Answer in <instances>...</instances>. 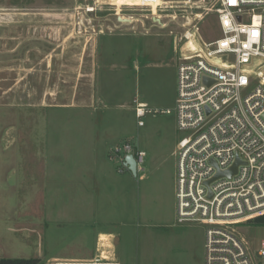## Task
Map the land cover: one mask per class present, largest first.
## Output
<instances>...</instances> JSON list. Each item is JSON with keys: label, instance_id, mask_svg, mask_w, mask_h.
Returning a JSON list of instances; mask_svg holds the SVG:
<instances>
[{"label": "rangeland", "instance_id": "obj_1", "mask_svg": "<svg viewBox=\"0 0 264 264\" xmlns=\"http://www.w3.org/2000/svg\"><path fill=\"white\" fill-rule=\"evenodd\" d=\"M121 2L0 0V259L80 258L66 222L89 220L84 239L122 223L120 264L201 262L204 226L176 222V68L186 29L219 37L216 0ZM137 152L138 175L118 173ZM245 226L256 252L264 227Z\"/></svg>", "mask_w": 264, "mask_h": 264}, {"label": "built area", "instance_id": "obj_2", "mask_svg": "<svg viewBox=\"0 0 264 264\" xmlns=\"http://www.w3.org/2000/svg\"><path fill=\"white\" fill-rule=\"evenodd\" d=\"M121 1L140 9L160 3ZM215 11L217 39L200 46L193 27L181 36L189 54L176 68L174 111L176 127L184 133L175 147L176 222L204 226L203 264H264V239L253 252L242 231L264 216V0H216ZM134 103L140 120L149 111ZM122 150L133 149L125 144ZM143 155L134 157L137 168ZM120 165L118 173L128 170L125 158ZM103 237L87 261L46 264H120L110 252L109 237Z\"/></svg>", "mask_w": 264, "mask_h": 264}, {"label": "crops", "instance_id": "obj_3", "mask_svg": "<svg viewBox=\"0 0 264 264\" xmlns=\"http://www.w3.org/2000/svg\"><path fill=\"white\" fill-rule=\"evenodd\" d=\"M3 17H5V15H3ZM144 66L145 67H149V63H147ZM134 67L138 68L136 65ZM133 101L140 102L137 99H134ZM140 103L145 104L147 109H148V106H147L146 102L142 101ZM148 111H150V110H148ZM167 113H168V110H167ZM173 140H172V144H171L172 147H173ZM175 147H176V145H175ZM145 157H146V155L144 154V157L142 158V161L139 164V167H140L141 164H144ZM147 163L149 164V161ZM155 163H156L155 160H153L152 163H151V160H150V164H155ZM138 169L139 168H137V175H138ZM143 171H144V167H142V169H141V172H143ZM143 177H144V174L142 173V175H140V178H143ZM66 223H67V228L69 227V229H70V230L67 229L66 239H69L70 236L72 235V233H74V234L76 233V237L74 238V240L73 241L70 240L66 244V246L72 248L70 250V253L72 254L73 257H79V255H80V258H69L70 256L64 257V258H60L66 253L65 252V253H61V256L59 258L53 257L52 259L87 260V259H90V258H92L94 256L95 247H96L97 241L101 237L109 236V235H112V237H115V235H116V237L118 239V242H119V240L122 241V238H123V236H122V223H119V222H116V221L107 223V224H111L112 228L105 229L103 231L98 232L97 234H95L94 231L93 232L91 231L90 234L85 237V239L82 238L84 236V234L88 230H91L93 226L98 225V224H94L93 222H91L89 220H72V221H68ZM104 224H106V223H104ZM68 232H71V233L68 234ZM111 240L113 241L112 238H111ZM113 244H114V241H113ZM203 245L204 244H202V251H201V256H200V260H201L200 264L204 263V249H203ZM114 247H115V245H114ZM115 254H116V248H115ZM118 255H116V256H117V259L119 260ZM119 262H120V260H119Z\"/></svg>", "mask_w": 264, "mask_h": 264}, {"label": "trees", "instance_id": "obj_4", "mask_svg": "<svg viewBox=\"0 0 264 264\" xmlns=\"http://www.w3.org/2000/svg\"><path fill=\"white\" fill-rule=\"evenodd\" d=\"M136 157V154L134 155ZM251 226L264 227V216L258 217L251 222ZM0 264H42L38 259H0Z\"/></svg>", "mask_w": 264, "mask_h": 264}, {"label": "water", "instance_id": "obj_5", "mask_svg": "<svg viewBox=\"0 0 264 264\" xmlns=\"http://www.w3.org/2000/svg\"><path fill=\"white\" fill-rule=\"evenodd\" d=\"M119 22H124V23H130V20L128 19H123L121 20L120 18H118ZM125 164L127 166L128 171L133 175L136 176L137 174V163L134 159V156L132 154H129L125 157ZM236 170V165L227 173L228 176L232 175L233 173H235ZM223 174H218L216 176V178L222 176Z\"/></svg>", "mask_w": 264, "mask_h": 264}, {"label": "bare ground", "instance_id": "obj_6", "mask_svg": "<svg viewBox=\"0 0 264 264\" xmlns=\"http://www.w3.org/2000/svg\"><path fill=\"white\" fill-rule=\"evenodd\" d=\"M144 156V155H143ZM110 242H111V248H110V252L111 253H113V255H115L116 256V254H115V247H114V244H113V241L110 239ZM117 257V256H116ZM91 259V258H90ZM62 260H70V261H76V262H80V261H87V260H89V259H87V260H72V259H62Z\"/></svg>", "mask_w": 264, "mask_h": 264}, {"label": "snow or ice", "instance_id": "obj_7", "mask_svg": "<svg viewBox=\"0 0 264 264\" xmlns=\"http://www.w3.org/2000/svg\"><path fill=\"white\" fill-rule=\"evenodd\" d=\"M231 3H235V0H230ZM257 33H254V35H256Z\"/></svg>", "mask_w": 264, "mask_h": 264}]
</instances>
